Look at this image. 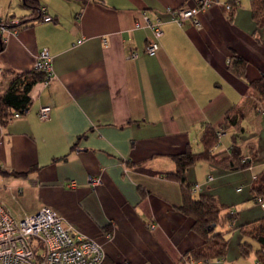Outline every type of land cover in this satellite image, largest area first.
<instances>
[{
    "label": "crops",
    "instance_id": "1",
    "mask_svg": "<svg viewBox=\"0 0 264 264\" xmlns=\"http://www.w3.org/2000/svg\"><path fill=\"white\" fill-rule=\"evenodd\" d=\"M37 1L53 21L35 17L24 0H0V22L13 23L1 33L0 83L6 71H34L44 48L53 64L49 86L42 80L31 89L26 113L0 125V202L9 203L7 185L16 187L24 213L51 208L95 239L106 260L185 264L203 239L179 210L181 187L165 174L175 169L174 156L201 149L206 125L218 128L238 107L244 131L228 128L213 154L229 157L238 138L243 157L254 151L257 159L240 170L201 161L189 180L201 188L196 195L212 194L235 212L234 226L249 224L258 234L264 208L252 184L264 170V101L250 83L264 75V5L258 17L255 0H218L199 13V27L167 12L192 0ZM227 4L235 5L233 15ZM145 15L161 21L154 56L146 52L154 35ZM235 60L243 61L244 76ZM45 105L52 112L43 121ZM229 239L228 256L208 264H256L254 254L241 256L246 235L234 230Z\"/></svg>",
    "mask_w": 264,
    "mask_h": 264
},
{
    "label": "trees",
    "instance_id": "2",
    "mask_svg": "<svg viewBox=\"0 0 264 264\" xmlns=\"http://www.w3.org/2000/svg\"><path fill=\"white\" fill-rule=\"evenodd\" d=\"M24 5L33 9L35 17L41 18L44 9L41 8L37 0H24ZM264 0H255V14L259 17L263 12ZM4 48L0 32V52ZM243 61L235 60L232 67L237 74L244 76ZM241 67H240V65ZM46 74L34 70L23 74H14L10 72L3 73V80L6 88H0V125L6 126L13 119L15 113L24 115L29 109L32 100L29 93L33 86L42 80H45ZM251 88L258 93L264 101V75L250 83ZM234 110V109H233ZM227 113L225 121L218 128L206 125L200 140L201 149L195 150L188 147L181 154L173 157L175 160V169L167 172L165 178L169 181L179 184L181 187L183 204L179 210L187 217L193 219L192 230L202 239L203 244L193 248L185 253L184 261L194 260L208 264L217 260H223L228 256L230 239L229 236L234 230H240L246 235V241L241 243L240 252L244 259L255 255L256 264H264V217L260 222L259 232L254 235L248 232L249 224L234 226L236 214L234 211H225L224 205L220 204L217 198L212 194L196 195L194 185L189 180V173L195 165L201 161H207L227 170H240L249 168L257 159L258 155L252 151L250 157H243L241 141L234 139L231 146L230 156L224 159H217L213 154V149L219 143V136L228 128H235L239 133L244 131L242 120L244 114L240 108H235V113ZM234 137V136H233ZM236 137V135H235ZM252 193L254 199L264 200V170L257 175L252 184ZM103 264H125L115 263L106 260Z\"/></svg>",
    "mask_w": 264,
    "mask_h": 264
},
{
    "label": "built area",
    "instance_id": "3",
    "mask_svg": "<svg viewBox=\"0 0 264 264\" xmlns=\"http://www.w3.org/2000/svg\"><path fill=\"white\" fill-rule=\"evenodd\" d=\"M193 6L167 9L171 18L183 24L192 20L195 25L201 26L199 13L217 3L218 0H192ZM227 11L233 15L236 8L233 4L226 5ZM42 16L44 22L53 21V17L45 14ZM145 24L153 31V39L148 43L146 52L154 56L159 50V39L163 35L161 21L151 22L145 15ZM9 21L0 22V32L9 30ZM141 24H137L140 26ZM132 53V57H137ZM35 70L44 72L46 78L45 86H49L53 76L52 56L48 48L42 49L36 57ZM51 105L42 106L39 109V118L43 121L50 118ZM21 113H15L12 119L22 117ZM213 177H209V181ZM95 179L92 182L98 183ZM74 188L75 181L69 183ZM201 190L194 186V191ZM264 208V200L257 201ZM154 228L155 225H150ZM110 236V234H108ZM106 253L103 247L95 240L79 233L73 226L66 223L65 219L49 207H42L34 214H23L20 219L15 218L11 212L0 202V264H103ZM185 264H202L194 260L186 261Z\"/></svg>",
    "mask_w": 264,
    "mask_h": 264
},
{
    "label": "rangeland",
    "instance_id": "4",
    "mask_svg": "<svg viewBox=\"0 0 264 264\" xmlns=\"http://www.w3.org/2000/svg\"><path fill=\"white\" fill-rule=\"evenodd\" d=\"M3 1V0H2ZM17 7V5H16ZM6 188H8V190H6L7 192V198H8V202L7 203V207L8 210L11 212V214L17 218L20 219V217L25 214L24 212V207L22 204H25V202L21 200H23V198L20 197L21 194H19V189H17L16 187H9V185L6 186ZM1 189L3 190V185L1 186ZM17 197V199H16ZM249 264V263H248Z\"/></svg>",
    "mask_w": 264,
    "mask_h": 264
}]
</instances>
